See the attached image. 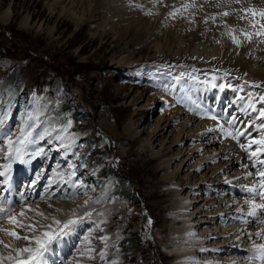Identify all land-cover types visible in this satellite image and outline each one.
Listing matches in <instances>:
<instances>
[{"label":"bare ground","instance_id":"bare-ground-1","mask_svg":"<svg viewBox=\"0 0 264 264\" xmlns=\"http://www.w3.org/2000/svg\"><path fill=\"white\" fill-rule=\"evenodd\" d=\"M92 1L94 4H92ZM125 1L45 0V3L50 13L53 14L59 10L64 17L73 21L76 26L83 24L85 21L94 23L95 15L102 12L101 26L109 25L112 30H115V33L117 31L127 35L128 32L132 31L136 35L139 32L133 28L148 21H140L136 16H133L132 8H128ZM154 1L160 3V5L162 2L164 4L173 2V0ZM177 1H182L181 3L179 2V6L177 5V8H181V14L187 15V17L188 15L195 16L197 27L192 29L189 22L185 23L183 20H181V23L178 22L177 26L174 24L176 27H172L171 36L173 37L169 43V48L171 50L174 49L175 53H180V56L186 59L188 65H193L199 69H205L204 66L206 65L213 67L216 63L220 64L218 66L222 69L220 71L229 69L232 71L231 73H239L243 78H237L241 79L242 84L243 82L249 84L246 85L248 87L260 85V87H254L258 97L253 98L252 93L249 91L250 89L248 90L245 86H243L242 91H239V89H224V77L219 72L216 84L209 80H203L197 84V87L193 84L192 86L190 85V90L197 95L198 99L202 95V99L207 105L218 103L219 106L223 101L222 95L225 94L224 98L229 99L232 104L231 107L236 108L235 115L208 108V115L203 116L204 114H201L203 113L201 112L202 110L200 111L201 113L196 108L194 109L196 113L190 112V108H188L189 112L185 111V108V110H182L177 103L171 104L172 102L169 103L167 99L166 101L164 100L165 96H161L164 97L163 100L169 106L166 116L157 118L152 130L147 131L146 137L141 139V134H138L134 129L133 118L136 115L134 111H131V115L123 128L125 132L123 137L128 141H138L140 144L139 153L145 154L150 160H155L158 163L159 171L162 172L163 189L161 194L163 195L162 197L167 199V205L164 207L166 214L164 223L167 225L168 231L164 235H160L157 232L154 234L163 249L173 258L171 264H260L259 260L251 259V257L255 253L253 246L264 243V234L257 235V233H264V213L258 210L255 217H249L247 213L250 210V206L244 200L253 197L249 194L250 198H241L235 191L238 193L243 192V189L257 184V179H254V175H247L249 172L255 173L256 168L252 167V161L241 150L239 144L247 143L249 133H251L252 138H259L261 131L258 126L264 122L259 118L258 111L264 106L259 100V97L264 95V43L261 42L264 41V37H254L251 42H248L243 36H239L241 44L237 46L232 42L229 28L237 30V34L240 29L251 31L247 21L238 19L241 14L238 10L242 6L264 8V0H242L241 4L233 3L232 0ZM83 3H86L87 11L82 8L81 11L78 10L79 12H77L75 8L77 6L79 8ZM185 3H193L195 7L185 11L182 7ZM216 5L220 6L217 7ZM85 11L86 14L84 13ZM225 11L232 14L226 17L222 16L221 13ZM161 12L162 15L165 14V12ZM213 17L215 19H212ZM11 18L12 11L10 7L0 12V22L2 24L7 23ZM164 18L165 16L162 19ZM164 24L160 20L157 26L153 27V32L162 33L165 28ZM21 27L27 32H34L36 36L43 33L42 23L32 24L29 15H25L22 18ZM45 35L47 39H52L54 26L48 28L45 31ZM117 60L120 64H123L128 60V57L122 56ZM249 103L257 111H253L252 107H249ZM32 105L27 115L28 125L30 126L36 123L38 121L37 118L43 114L41 112H44L42 108H38L37 104ZM197 114L200 116L199 118ZM213 115L217 117L216 120L210 118ZM229 121L233 122L229 123ZM170 125L177 129L176 136L172 141L169 140ZM235 126L237 127L236 130L244 132V135L239 137V142L224 134L232 132L235 135ZM72 128L69 127L70 131ZM210 129L215 134L219 132L226 136L225 141L219 140L218 142V139L209 132ZM64 130V128H55L48 138L43 140L42 138L45 134L38 138L27 139H25L24 135L26 131L17 135L16 140L13 141L14 147L21 148L24 144V142L20 143L21 140L26 143L24 151H21L20 155L23 152H26L27 155L21 157L20 165H18L19 159L15 158V152H13L11 157L7 155L8 139L4 141L3 149L5 152L0 155V160H3L0 172L5 174L0 176V178H2L8 188L7 192L2 190L0 193V207L11 208L9 215L18 216L21 210L26 211L27 208H32L38 209L48 217L47 220H44L35 215L33 211H26V217L18 216L26 224L33 222L52 224V217L63 221L70 217L75 218L72 217L73 212L79 217L85 211H91V217H84L73 226L71 233L53 245L57 250L54 255L49 253V257L53 256V259L57 260L54 264H61V262L63 264H82L91 260L86 252L89 248H96L99 253L103 251L105 253L104 259L108 256L116 257L118 251H113L112 249L118 245L121 237L119 230L110 228L111 222H108L114 212L113 208L104 203L107 193L103 197L100 195L95 198L96 189L93 190V188L89 195L77 198L87 186L86 182L90 177L83 176V179H80L77 174L76 178L83 180L82 185L78 186L74 184V181L67 179L68 171L72 170L73 167L60 169L65 163L63 155L66 154L67 148L70 147L67 144L60 145L65 136ZM85 136L77 134L72 139L77 140ZM193 137L200 140V143L191 145L189 140L193 139ZM33 139H35V142ZM58 139H60L59 144L56 143ZM156 140H159V143L154 146ZM76 143L72 144L73 147L77 145ZM57 145H60V147H57ZM35 146L39 147H36L39 149L37 150L39 151L37 156L30 154V151L34 150ZM58 148L64 152L61 156H57L55 153ZM255 148L256 145H253L252 149L254 150ZM118 149L119 153H123L125 146L120 145ZM173 149L175 150L174 153ZM201 150L203 151L202 155L194 157V153L196 151L201 152ZM179 154L182 155L179 157ZM191 157H194V160L188 164ZM45 158L57 160V163L53 164V176L47 180L45 178V183L50 189L47 192L46 190L41 191L38 198L34 201H32L36 195L34 191L14 194L12 183L16 177L15 169H24L29 173L35 159L42 161ZM260 158L264 159V156ZM60 159L63 160L61 163ZM175 159H178V161H175ZM212 160H214V164H211ZM236 164L241 165V170L235 169ZM259 167L260 165L257 164V168ZM181 176L186 177L184 178L186 181L185 185L179 183V180L183 179ZM242 181L244 188L241 187ZM224 182L239 184V188L233 185L227 187ZM186 188H188V191ZM108 191L111 192V189ZM44 192L45 194L42 195ZM51 192L53 193V198L50 196ZM231 193H234L233 197H229ZM235 193L236 197H234ZM255 199L257 203L264 202L260 201L258 196H255ZM86 200L89 201L87 206L84 204ZM97 200L100 202L96 203L95 201ZM101 221L104 222L101 223ZM96 224L99 225L97 231L99 233L95 234L93 238L99 241L101 236L109 237L106 242H100V250L96 247L95 242L92 241L93 238L88 237V240H85L87 236L83 237L79 245L73 248L72 243L78 232L86 225L92 226V230L95 231L97 228ZM103 225L104 228H101ZM53 227L55 228L56 225L53 224ZM0 228L13 229L14 226L10 225L6 219H0ZM100 229H103V231ZM14 230L20 235H31L25 229L15 228ZM0 241L11 245L7 249L0 245V256L15 255L13 249L23 248L28 243L22 240L15 241V239L5 235L3 232H0ZM105 244L107 247H105ZM109 248L111 249L109 250ZM71 250H73V255L67 261H64L65 256H68ZM3 264H10V262L5 260Z\"/></svg>","mask_w":264,"mask_h":264},{"label":"rangeland","instance_id":"rangeland-1","mask_svg":"<svg viewBox=\"0 0 264 264\" xmlns=\"http://www.w3.org/2000/svg\"><path fill=\"white\" fill-rule=\"evenodd\" d=\"M179 2L182 1L173 0L166 4L162 2L161 8L160 3L154 0H126L125 4L132 8V15L140 21L148 22L133 28L138 30V34L130 31L125 35L122 32L115 33L109 25L101 26L102 12L95 15L94 23L85 21L76 26L59 10L50 13L45 0H0V12L7 7L12 11V18L7 23L0 22V121H3L0 123V143L8 137L16 140L14 134H8L10 127L14 124L22 125L23 116L27 111V119L32 104H37L44 112H41L43 115L38 122L40 126L31 133V137L38 138L45 134L43 140L48 138L53 129L59 127L65 129L63 142H77L75 147L71 145L67 148L65 155L73 153L68 156L67 162L72 165L74 161L81 167L77 168L75 164L70 166L76 169L75 178L77 174L80 179H83V176L90 177L82 192L88 190L89 195L94 188L95 198L100 195L103 197L107 193L104 203L113 208L114 212L108 222H111L110 228L119 230L121 237L118 245L112 249L118 251L116 257L108 256L102 259L97 249L91 248L93 249L91 253L88 250L86 252L94 258L88 260L86 264H112V261H116L117 264H171L173 260L155 239L154 234L157 232L164 235L168 231L164 223L167 199L161 194L162 172L159 171L155 160H150L145 154L139 153L138 141H128L123 137L125 133L123 128L131 111L136 115L133 118L134 129L141 134L140 138L144 139L147 131L152 130L155 120L166 116L169 110L166 99L169 103L172 102L171 104L177 103L182 110L196 113L194 110L196 108L199 112L202 110V114L205 115L207 106L191 92L192 84L197 87L203 80L216 84L220 72L225 81L229 82L225 85L223 83L225 88H232L234 84H238L235 88L239 91H242L243 86L249 90L246 86L249 84L244 82L242 84L240 78L243 77L239 73H231L229 69L220 71L222 70L218 67L220 64L216 63L213 67L206 65L205 69H199L188 65L180 53H175L174 49L169 48L173 37L172 27H176L178 22L188 21L192 29L197 27L195 16L187 17L181 14V8H177ZM82 8L87 11L86 3L79 8L77 6L75 10L79 12ZM174 9H180L175 17L169 15ZM161 11L165 14L162 15ZM25 15L30 16L32 24L42 23L41 35L36 36L34 32L22 29L21 20ZM160 20L165 23V28L162 33H154L153 27L157 26ZM53 26L54 35L49 40L45 31ZM122 56H127L129 61L120 64L117 59ZM33 84L39 86L36 89L31 88ZM249 91L253 98L258 97L256 88L251 87ZM41 98L43 100L39 105ZM136 98L138 100H134ZM222 104L227 108L231 106L228 98H224ZM229 112L236 114L234 108ZM37 119L39 120V117ZM69 122L72 125L70 127H73L71 131L66 127ZM169 129H171L169 140L172 141L177 129L171 125ZM30 131L31 129L26 132ZM209 132L219 142L221 134H215L212 129ZM77 134L86 136L77 140L72 139ZM59 142L60 139L56 141L58 144ZM158 143L159 140H156L154 146ZM189 143L191 145L200 143V140L193 137ZM119 144L125 146L123 153L118 152ZM24 145L26 146V143L22 145L21 150ZM36 147L32 153L37 152L39 147ZM61 150L57 149L55 152L57 156L60 155L59 152L64 153ZM172 151L175 152L174 149ZM202 153V150L196 151L194 157ZM181 155L179 154V157ZM194 157H191L188 164ZM53 161L36 162L31 166L30 174L21 169L19 175L27 177L30 181L34 180L33 184L38 185L40 181L36 177H42V173H46L43 178L48 179ZM55 161L57 163L56 159ZM211 164H214V160ZM114 169H118L121 174L117 172L118 175H113ZM235 169L241 170V165L236 164ZM71 171H68V174ZM73 176L71 172L69 178ZM181 178L183 179H180L179 183L185 185L186 177ZM255 179L258 180L257 177ZM43 182L41 181V184H44ZM110 189L111 192L108 191ZM240 189L242 190L241 187ZM186 190L188 191V188ZM233 195L234 193H231L229 197ZM142 224L152 226L150 233L145 227L141 228ZM87 228H90L91 238L99 233L98 227L93 231L92 226H84L73 241V248L85 237L84 230ZM101 228H104V225ZM146 239L149 242L148 246L144 242ZM96 240L93 238L92 241L100 250L101 240ZM67 257L65 256V259ZM51 262L52 257L49 258L48 264Z\"/></svg>","mask_w":264,"mask_h":264},{"label":"snow or ice","instance_id":"snow-or-ice-1","mask_svg":"<svg viewBox=\"0 0 264 264\" xmlns=\"http://www.w3.org/2000/svg\"><path fill=\"white\" fill-rule=\"evenodd\" d=\"M232 2L236 4H241L242 0H232ZM216 6L219 7L220 5H216ZM137 7H139V5H137ZM182 7L185 11H187L189 8L195 7V5L193 3H185ZM233 11H237V10H233ZM178 12H180V9H174L172 12L169 13V15L175 17ZM238 12L241 13L238 16V19L247 21L251 31L240 29L237 34V30L229 28V35L234 44L240 46L241 40L239 39V36H243L244 39L247 40L248 42H251L254 37H264V8L258 9L253 6H249V7L242 6L238 10ZM231 14L232 13L227 11L221 13V15L225 17ZM212 19H215V17H213ZM261 42L264 43V41ZM253 87H260V85H253ZM259 100L262 104H264V95H261L259 97ZM249 107H252L253 111H257V109H255L251 103H249ZM258 111H259V118L261 119V121H264V107L260 108ZM210 118L213 120L217 119V117L214 115L211 116ZM232 122L233 121H229V123ZM0 123H3V121H0ZM70 126L71 123L69 122V127ZM258 127L259 130L261 131L259 138H252L251 134L249 133V138L247 139V143L239 144L241 150H243L248 155V159L252 161V167L256 168L255 173L249 172L247 175L249 176L255 175L258 178L256 185L247 188L248 193L253 197L245 201V203L250 206V210L247 213L249 217H255L257 215L258 210L264 213V202L257 203L255 199V196H258L260 201H264V159L260 158L264 156V122H262ZM29 135H31V133H29ZM227 135L231 136L233 139H236L239 142V137L244 135V132L236 130L235 135L232 132L227 133ZM7 139H8L7 155L11 157L13 152H15L16 153L15 158L21 159V155H20L21 149L13 146V141L11 137H8ZM23 142H24L23 140L20 141V143ZM253 145H256V148L254 150L252 149ZM257 164L260 165L259 168H257ZM4 174L5 173L0 172V176H3ZM95 202L99 203L100 201L97 200ZM88 203L89 201L86 200L84 202L85 206H87ZM10 211L11 208L5 209L3 207H0V219H6L10 225L14 226V228L13 229L0 228V232H3L5 235L17 241L22 240L28 243L23 248L13 249L15 255L10 254L8 256H0V264H3L5 260L9 261L10 264H48V260L50 258L49 253H52L54 255L57 250L56 248L53 247V245L57 241H60L63 237L71 233L73 231V226L76 225L78 222H80L84 217H91L92 215L91 211H85L82 216L77 217L76 213L73 212L72 217L75 218L70 217L62 221L56 219L55 217H52V221H53L52 224H40L39 222L26 224L23 222L22 219L18 218V216L26 217V211H33L35 215L41 217L44 220H47L48 217L38 209H32V208H27L26 211L21 210L18 216L9 215L8 213ZM103 222L104 221H101V223ZM53 224L56 225L55 228L53 227ZM97 227H99V225H97ZM15 228L25 229L27 230V232L31 233V235H20L17 231L14 230ZM100 230L103 231V229ZM38 232L39 234H37ZM262 234L264 233H257L258 236ZM108 239L109 237L107 236L100 237V240L102 242H106ZM85 240H88V237H85ZM0 245H3V247L6 249L11 247V245L5 243L4 241H0ZM105 247H107L106 244ZM253 247L255 249V253L251 257V259L259 260L260 264H264V243L256 244ZM92 251L93 249L91 248L88 249L89 253H91ZM99 255L103 259L105 253L102 251ZM89 258L93 259L94 257L89 255ZM112 264H117V262L112 261Z\"/></svg>","mask_w":264,"mask_h":264},{"label":"trees","instance_id":"trees-1","mask_svg":"<svg viewBox=\"0 0 264 264\" xmlns=\"http://www.w3.org/2000/svg\"><path fill=\"white\" fill-rule=\"evenodd\" d=\"M129 196L131 197V194H130ZM129 196H128V197H129Z\"/></svg>","mask_w":264,"mask_h":264}]
</instances>
